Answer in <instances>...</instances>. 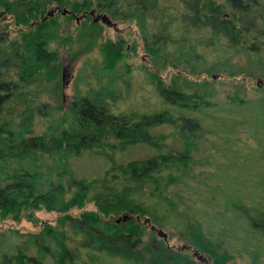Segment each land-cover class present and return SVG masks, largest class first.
<instances>
[{
    "label": "trees",
    "instance_id": "trees-1",
    "mask_svg": "<svg viewBox=\"0 0 264 264\" xmlns=\"http://www.w3.org/2000/svg\"><path fill=\"white\" fill-rule=\"evenodd\" d=\"M104 16L135 27L154 110L145 111L153 97L142 95L145 85L126 63L137 43H97ZM58 18L87 32L88 55L63 109L59 97L51 106L32 96L48 86L56 97L61 91L50 49ZM2 25L19 37L0 39V222L33 224L39 211L57 218L36 233L0 232V264H227L234 257L264 264V191L246 194L214 174L209 185L207 173L187 181L192 166H213L224 154L204 136L218 135L240 161L252 162L264 147V0H0ZM240 77L258 82L251 97L240 87L219 97L218 80ZM240 134L253 149L237 147ZM138 146L152 155L117 162ZM84 155L106 166L102 174L77 176L74 163ZM173 187L182 193L175 205L194 219L177 233L190 248L183 253L154 231L143 241L150 226L170 222L174 207L164 192ZM145 188L154 200L142 201Z\"/></svg>",
    "mask_w": 264,
    "mask_h": 264
},
{
    "label": "rangeland",
    "instance_id": "rangeland-1",
    "mask_svg": "<svg viewBox=\"0 0 264 264\" xmlns=\"http://www.w3.org/2000/svg\"><path fill=\"white\" fill-rule=\"evenodd\" d=\"M107 23H100V37L97 40V43L104 40H109L111 42L115 41L116 38L120 37L124 39L127 42V45L129 46L132 44V41H135L137 43V54L134 57H131L127 59L126 63L131 66V76L133 79H136L137 82L144 83V93L142 95H151L153 97L148 100V105L145 109V111H152L157 107V102L154 100V94L152 91V87L149 86L145 80L143 74L140 72V66L144 65V56L140 49V42L136 33V29L132 24H125L120 21H115L110 19L109 17L104 16ZM7 23V22H6ZM57 26H56V35H57V42H54L50 49L54 50L57 55V59L59 62V70H60V88L61 91L58 93V96L56 97L52 92H50L49 86L46 88H37L35 91L33 89L32 96L37 97L38 101L45 102L48 105L55 106L56 98L59 97V101H61V108L63 109L67 103L69 102V99L71 97L72 92V82L73 79L77 73V69L80 67L81 63H83L84 59L86 58L87 52H82L86 46L87 42V32L84 30H79L74 23L69 24L65 22L64 20H61V18L57 19ZM19 37L18 32L16 29H14L12 26H1L0 28V39L4 40H17ZM70 37V38H69ZM62 40H65V43H60ZM60 41V42H59ZM96 49H93L91 52H95ZM83 53V54H81ZM170 70L166 68L160 75L161 83L163 86L168 85V78L170 76ZM216 84V88L219 94V97H224L227 93H231L236 91V88H241L245 91L248 96H252V92L255 88H258L259 84L256 81V79H243L242 77L235 79L234 81H228L226 79H220ZM34 92V93H33ZM139 95V94H136ZM150 96V97H151ZM136 97V96H135ZM28 100V99H27ZM217 136L208 137L204 136L205 140H207L208 146H214L212 149L217 148V152L224 153L220 155L215 162V165L213 166H206L197 164L191 167L190 176H192L194 179L187 180L190 182V184H194L199 180L200 177H204V175L207 173L211 175V180L207 181V184L212 185L214 181L212 179H215V177L212 175H220L221 179H224V182L226 184H240V190L242 192L252 193L259 196H263V191L260 190L259 187L264 186V162L260 161L264 156V147L260 146L258 148H255V155L252 162L247 161H240L237 160V156H234L233 153H227L223 150L221 143H218ZM243 140L237 144V147H243V149H246L247 151L250 150L248 146L253 149L249 141L244 138L241 134L239 135ZM218 143V145H217ZM248 145V146H247ZM216 146V147H215ZM212 151V150H211ZM225 154L228 155L225 157ZM152 155V151L145 148V147H134L132 148L128 153H125L123 156L118 158L117 156V162L119 163H125L129 160H135V159H142L147 158ZM89 156L84 155L81 159H78L74 163V169L77 173L78 177H85L88 179L96 177V175L102 174V171L105 169L106 166L100 161V160H93L88 158ZM148 189L145 188L143 190V194L141 196L142 201L150 202V200H154L155 198L148 197ZM93 191L90 192L92 194ZM177 190L175 187L169 188L164 192V196L166 197V202L171 201L173 204L174 210L171 212V218L170 222L175 221L177 226L173 227L171 226L170 222L165 223V225L162 228L159 227H153L155 232V237L157 240H162L165 244V247L168 249H171L175 252L183 253L185 249L188 248V244L186 241L181 239L177 235V233L183 229L182 225H185V222L188 221H194L192 217H187L186 211H184L185 206L183 204L175 205L174 201H178V196L180 197L182 195L181 190L177 194ZM198 193H201L199 191ZM191 196L192 200L195 203L189 204V206L192 208V211L196 209L198 202L200 200L199 196ZM164 202V203H166ZM168 205V203H166ZM93 208L92 204H86L84 206V210H91ZM182 212L186 213L182 214ZM70 215L77 216L79 211L75 209H71L69 211ZM36 218V223H28L24 219H21L19 221L13 222V221H3L0 222V232H5L8 230L16 231L18 233H36L41 230V228L44 225H51L53 226L55 224V219L57 218V215L54 213H46L44 211H39L34 214ZM190 216V215H189ZM173 220V221H172ZM175 225V224H174ZM151 227V226H150ZM150 227L146 230V233L143 236V241L149 242L147 239V233L150 231ZM156 232H160L162 236H158ZM152 246L154 243L151 244ZM189 252L191 250H188ZM192 253V251H191ZM195 253V252H194ZM232 253V252H231ZM234 254V253H232ZM235 255V254H234ZM205 259V258H204ZM244 258L238 259L237 257H234L229 263L227 264H243Z\"/></svg>",
    "mask_w": 264,
    "mask_h": 264
},
{
    "label": "water",
    "instance_id": "water-1",
    "mask_svg": "<svg viewBox=\"0 0 264 264\" xmlns=\"http://www.w3.org/2000/svg\"><path fill=\"white\" fill-rule=\"evenodd\" d=\"M100 20H101L102 22H104V23H107L105 17H100ZM123 220H124V218H123ZM143 222H145V221H143ZM150 231H154V228H153V227H150ZM156 234H157L158 236H162L160 232H156ZM193 255L196 257V259H197L198 261H200V262H204V261H205L201 256H196L195 254H193Z\"/></svg>",
    "mask_w": 264,
    "mask_h": 264
}]
</instances>
